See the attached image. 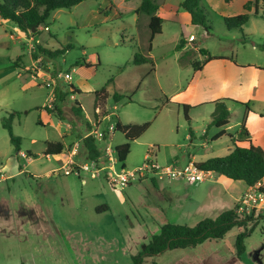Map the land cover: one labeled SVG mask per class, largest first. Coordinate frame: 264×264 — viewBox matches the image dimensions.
Wrapping results in <instances>:
<instances>
[{"label":"rangeland","instance_id":"rangeland-1","mask_svg":"<svg viewBox=\"0 0 264 264\" xmlns=\"http://www.w3.org/2000/svg\"><path fill=\"white\" fill-rule=\"evenodd\" d=\"M183 1L155 0L166 18L151 53L150 17L137 13L144 0H87L71 10L55 11L36 36L20 37L13 23L0 18V264H133L142 246L166 224L195 226L236 207L240 218L253 217L256 223L234 228L223 240L167 250L147 258L144 264H264V204L241 213L239 207L248 190L236 203L234 200L243 191L242 185L228 188L213 177L200 184L161 181L144 174L119 190L112 187L104 169L109 158L106 147L115 149L126 142L122 133L108 135L118 119L123 125L151 126L132 143L126 162L117 163L116 170H139L151 151L152 160L164 168L177 157L185 163L191 145L183 107L165 106L166 98L180 96L190 105L225 98L246 103L249 99L250 70L242 72L232 64L214 61L202 74L195 73L191 65H182L183 48L178 50L180 44H186L182 33L197 38L184 51L195 52L194 62L204 60L198 49L264 68L262 2L258 16H251L243 28L244 44L243 34L228 30L225 18L244 13L246 0H201L210 30L192 25L189 13L180 8ZM139 52L152 59L154 71L151 64H134ZM86 63L100 66L88 68ZM67 74H72V81L65 78ZM255 83L261 95L254 107L264 111V74ZM70 85L80 94L63 97ZM104 87L110 93L109 115L96 125L95 92ZM114 93L125 98L115 103ZM76 101L83 108V117L73 111ZM54 102L62 108L63 119L45 110L53 109ZM209 106L195 107L189 113L196 146L191 152L196 148L203 154L202 148L207 146L206 155L225 157L231 141L224 137L213 142L219 129L212 126ZM231 106L235 126L243 107L239 103ZM11 114H17L12 126L21 140L19 155L3 127V120ZM95 130L107 143L93 137L102 152L98 161L101 172L82 173L84 185L78 176L65 177L59 170L77 144L75 161L86 160L83 142ZM204 131L209 132L206 138ZM47 142H66L65 151L46 157ZM104 204L109 209L99 212ZM245 231L251 233L245 243L247 251L239 260L236 238Z\"/></svg>","mask_w":264,"mask_h":264},{"label":"trees","instance_id":"trees-1","mask_svg":"<svg viewBox=\"0 0 264 264\" xmlns=\"http://www.w3.org/2000/svg\"><path fill=\"white\" fill-rule=\"evenodd\" d=\"M85 1L87 0H0V18L3 21L13 23L22 33L26 35L31 33V35L36 36L40 33V27L48 26L52 14L55 11L62 9L71 10ZM225 1L226 3H230L231 0ZM261 2L264 7V0H249L243 6L244 13L237 16L226 17L225 24L228 30L240 31L243 34V28L249 23L251 13L258 16ZM180 8L189 13L191 23L194 26H201L210 30L211 26L209 24L208 14L206 10L201 7V0H184L180 4ZM159 9L160 8L155 0H144L141 7L137 10L138 14L143 12L150 17L149 28L151 31V39L148 49L149 53L152 52V42L154 38L163 33V24L165 20L158 15ZM34 29L36 32H34ZM182 43L185 44V41L182 40ZM243 43H247L244 34ZM183 47L180 44L178 50ZM262 49L264 50V47H262ZM199 53L203 57H207L206 61L194 62L193 58L196 54L191 50L182 52L180 63L182 65H191L193 66L195 73H201L206 63L219 59L212 57L208 52L203 50H199ZM134 64L136 66L151 64L153 66L152 71H154V63L152 59L140 52L135 55ZM84 66L88 68H97L100 66V63L97 65L86 63ZM106 87L95 92V111H100V114H95L96 121H98L100 117L103 118L108 116L107 105L110 99V93ZM68 88L69 91L63 94V97L71 94H80V91L74 86L70 85ZM124 98L125 97L119 93H114L113 95L115 103H119ZM60 101H64V98ZM128 101L131 102L132 99L129 97ZM234 102L245 106L247 113L252 111L249 103ZM53 104V109L46 107L45 110L50 114H57V117L63 119L62 108L55 102ZM213 104H215L216 109L212 114V126L217 129H222V131L214 137V141H218L225 136L226 131L223 129L230 125L232 115L225 100H218ZM168 105L183 107L184 117L190 128V137L193 138L194 132L191 128L192 121L189 117V113L193 107L190 104L183 102V99L180 98V96L166 98L165 106ZM73 111L78 117L84 116L83 108L77 101L75 102ZM16 115L17 114H11L9 118H5L3 120V127L8 131L11 144L14 146V151L19 155L21 153V140L14 135L12 126ZM246 118L247 116L245 115L240 127V138L242 139L239 141L241 142H234V148L229 155L209 159L206 162L197 164V166L201 170L218 173L232 181L244 182L248 187L254 188L261 184L259 191L264 193V150L251 143L250 134L246 129ZM150 126V123L122 125L120 122H117L115 132L122 133L126 139L124 144L116 147L117 155L121 163L124 164L130 155L132 143L137 141L150 128ZM240 143H248V145L243 146ZM83 146L88 152L87 158L98 162L102 156V152L99 149L97 141L93 137H87L83 142ZM65 148L66 145L63 142H47L44 155L46 157L59 156L63 154ZM29 155L32 156L31 153H29ZM104 208L101 207L98 211L101 212V209L103 210ZM107 209L108 208H105V210ZM256 221L257 219L253 217H246L244 219L240 218L237 214L236 207L222 213L215 219H205L195 226L171 223L166 224L162 227L160 234L153 237L150 243L142 246L139 254L133 258V264H144L147 258L160 255L167 250L196 248L207 241L223 240L234 228H247L250 224L256 223ZM250 233L251 232L247 231L242 232L236 238V256L239 260L242 259L247 251L245 243L246 239L249 238Z\"/></svg>","mask_w":264,"mask_h":264},{"label":"built area","instance_id":"built-area-1","mask_svg":"<svg viewBox=\"0 0 264 264\" xmlns=\"http://www.w3.org/2000/svg\"><path fill=\"white\" fill-rule=\"evenodd\" d=\"M189 43H193L196 41L195 35H191L189 37ZM72 74H67L65 78L69 81H72ZM95 114H100V111H95ZM107 117V116H106ZM106 117H100L98 121H96L95 118V124H99L102 121H104V118ZM101 121V122H100ZM102 124V123H101ZM116 126L111 127L108 135L114 131L115 132ZM95 139L105 142L103 137L104 135L97 134V130L93 131L91 136ZM79 144H77L72 156L69 158V160L66 162V164L60 168L59 172H61L64 176H71L75 175L80 177L82 173H100L101 168H98V162L92 161L86 158L84 162H76L75 157L78 155V149ZM154 149V148H153ZM106 154L109 157L108 158V164L106 163V167L104 169L108 170V177L110 179V183L114 189L119 190H125L129 186H131L135 180L140 179L144 174H151L154 177H157L159 180H170V181H185L190 184H200L204 183L205 181L209 180L213 177L212 173L214 172H206L204 170H201L197 164L195 163H188L184 166H178V165H171L167 167H160L157 162H154L152 160V154L153 151H151V155L147 157V162L144 165V167L140 168L137 171L134 172H125L124 170H121V172H118L115 168L116 164L119 163V158L117 155L116 148L113 149L111 146L106 147ZM94 177H97L96 175ZM214 178V177H213ZM264 183V182H263ZM261 184L258 186L252 188L249 187L248 192L244 195L239 211L241 213L243 212H251L254 211L255 208H260L264 204V193L259 191Z\"/></svg>","mask_w":264,"mask_h":264},{"label":"crops","instance_id":"crops-1","mask_svg":"<svg viewBox=\"0 0 264 264\" xmlns=\"http://www.w3.org/2000/svg\"><path fill=\"white\" fill-rule=\"evenodd\" d=\"M249 0H246L245 2H244V5H245V3L246 2H248ZM261 4V3H260ZM243 5V6H244ZM244 10V9H243ZM158 15L162 18V19H164L165 20V15H163L162 13H161V11H160V9H159V13H158ZM251 16H255L254 15V13H251ZM190 21H191V17H190ZM149 24H150V22H149ZM193 25V24H192ZM16 30H18V35L21 37V36H26V34H24V33H22L21 31H20V29H18V28H15V31ZM183 35H184V38H185V40H186V44H185V46L183 47V49H182V51L184 52L185 50H186V47L188 46V45H191L192 46V44L194 43H189V38H187L186 37V35L184 34V33H182ZM192 35V34H191ZM190 35V36H191ZM196 40H197V38H196ZM196 42V41H195ZM244 49H246V48H244ZM253 49H255V48H253ZM153 50V49H152ZM197 51L199 52V50L197 49ZM200 54V53H199ZM209 54V53H208ZM201 55V54H200ZM210 55V54H209ZM202 56V55H201ZM203 57V56H202ZM213 57V56H212ZM204 58V60L202 61V62H204V61H206V59H207V57H203ZM215 58H217V57H215ZM219 59H217V60H214V61H223V62H225L226 64H227V66H229V65H234L235 67H237L239 70H241L242 72H246V71H248V70H250L251 72H252V76H251V78H252V80H251V84H250V86H249V92H250V97H249V99L248 100H246L245 102L246 103H249L250 104V106H251V103L253 104L252 105V107H251V109H252V111L251 112H246V107L245 106H243V105H240V106H242L243 107V112H242V114H241V118H240V120L237 122V124L235 125V126H233L232 125V122H233V120H232V118H231V123H230V125L229 126H227L226 128H224L223 130H225L226 131V134H225V136L224 137H228L229 138V140L231 141V146H232V148H229L228 149V153L230 154V152H231V150L234 148V142H241V141H239L240 139V127H241V124H242V121H243V118H244V116L246 115L247 116V118H246V129L248 130V132H249V134H250V140H251V143L253 144V145H255V146H257V147H260V148H262L263 150H264V111H260V110H257L254 106H256L255 105V102H257L258 101V99H259V97H260V95H261V90H259L258 88H256V83H255V81H256V79L259 77V76H263V74H264V68H262V67H259L258 65H255V64H250V63H239V61L238 60H234V58H226L225 57V59H223V58H220V57H218ZM214 61H211V62H209V63H206V65L203 67V71L201 72L202 74H204V72L206 71V69L210 66V64L212 63V62H214ZM72 79H73V77H72ZM263 90H264V87H263ZM73 96H75V95H73ZM220 100H225V103H226V105L228 106V108H229V110H230V112L232 111V104H235L236 102H234V101H236V100H234V99H230V98H225V99H220ZM233 100V101H232ZM218 101V100H217ZM215 101H212V102H209V103H203V104H201V105H199V104H191V106L193 107V109L195 108V107H199V106H202V105H210L209 107H210V111H209V116L212 118V114L215 112V109H216V106H215V104H213ZM237 102H239V101H237ZM242 103V102H241ZM198 105V106H197ZM236 105H237V103H236ZM108 106V105H107ZM178 108H181L180 106H177ZM192 109V110H193ZM114 110H117V106H114ZM191 110V111H192ZM108 115H109V112H108ZM108 118V117H107ZM107 118H104V120H106ZM94 119H95V115H94ZM117 122H120L121 124H122V122L120 121V119H118V121ZM117 124V123H116ZM116 124L113 126V127H115L116 126ZM123 125V124H122ZM222 131V129H219L216 133H215V135L212 137V140H213V142H215L214 141V137L218 134V133H220ZM114 131L110 134V136H111V138L114 136ZM203 133H206V136H205V138L206 137H208L209 136V132L208 131H204ZM224 137H222L221 139H223ZM220 139V140H221ZM190 140H191V145L190 146H187L188 147V150H187V152H186V154H187V159H185L183 162H185V163H182L181 161H179L180 159L177 157V159L175 160V162L172 164V165H178V166H184V165H186V164H188V163H190V162H192V163H195V164H199V163H203V162H206V161H208L209 159H212V158H215L213 155H206L207 154V149H208V147L207 146H203V148H202V151H204V153L203 154H200L199 152H197L196 151V148H195V150H194V152H191V147H196L195 146V142L193 141L194 140V137L193 138H191L190 137ZM245 140V139H244ZM206 142H210V141H208V139H206L205 140ZM64 143V142H63ZM66 143V142H65ZM64 143V144H65ZM241 145H243V146H247L248 145V143H240ZM211 148V147H210ZM228 154V155H229ZM212 175H213V177L214 178H216V181L217 180H219V181H222L224 184H226V186L228 187V188H234V187H236L237 185H242L243 186V191L241 192V193H239L238 195H237V198L234 200V203H236L237 201H238V199L242 196V194L246 191V190H248L249 189V187L244 183V182H235V181H232V180H230V179H228L227 177H225V176H223V175H220V174H218V173H212ZM82 176V175H81ZM81 176L80 177H78L80 180H82V183L84 184V185H86L87 184V182H86V179L85 178H81ZM65 177H71V176H65ZM96 178H98V177H96ZM96 178H90L91 180H93V179H96ZM103 206V208L105 207V208H108L109 209V206L107 205V204H104V205H102ZM105 208L103 209V210H105ZM107 209V210H108ZM102 209H101V212H105V211H103Z\"/></svg>","mask_w":264,"mask_h":264},{"label":"water","instance_id":"water-1","mask_svg":"<svg viewBox=\"0 0 264 264\" xmlns=\"http://www.w3.org/2000/svg\"><path fill=\"white\" fill-rule=\"evenodd\" d=\"M34 32H36V30L34 29Z\"/></svg>","mask_w":264,"mask_h":264}]
</instances>
